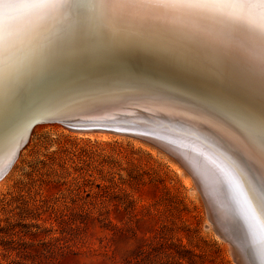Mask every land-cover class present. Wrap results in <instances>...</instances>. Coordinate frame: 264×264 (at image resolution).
Wrapping results in <instances>:
<instances>
[{"label": "snow or ice", "instance_id": "1", "mask_svg": "<svg viewBox=\"0 0 264 264\" xmlns=\"http://www.w3.org/2000/svg\"><path fill=\"white\" fill-rule=\"evenodd\" d=\"M136 50L186 82L139 77L126 59ZM109 81L179 102L215 137L212 162L249 221L252 264H264V0H0L5 144L59 106L107 99Z\"/></svg>", "mask_w": 264, "mask_h": 264}, {"label": "rangeland", "instance_id": "2", "mask_svg": "<svg viewBox=\"0 0 264 264\" xmlns=\"http://www.w3.org/2000/svg\"><path fill=\"white\" fill-rule=\"evenodd\" d=\"M40 125L0 183V264H237L158 144Z\"/></svg>", "mask_w": 264, "mask_h": 264}, {"label": "bare ground", "instance_id": "3", "mask_svg": "<svg viewBox=\"0 0 264 264\" xmlns=\"http://www.w3.org/2000/svg\"><path fill=\"white\" fill-rule=\"evenodd\" d=\"M126 59L139 77L168 80L172 83L186 82L183 77L177 75L172 66L161 64L145 56L142 51H132L127 54ZM102 86L111 92V96L107 99L78 100L75 103L70 102L59 106L53 111L30 120L22 136L17 137L14 144L8 145L0 140V170L14 158L21 140L31 125L26 143L35 127L50 122H38L33 125L38 118L51 117L57 120L75 121L76 123L67 126L80 132L92 131V129L109 130L131 133L149 139L173 155L193 177L206 204L211 224L220 237L228 241L237 264H252L255 252L248 251L251 241L249 221L242 214L241 205L234 197L233 188L221 173L220 168L212 162L213 149L217 147L214 143L215 137L210 136L204 128L200 127L199 122L192 119V114L187 113L179 102H165L158 95L141 89L134 83L120 85L109 81ZM109 120H113L112 123H92L100 121L107 123ZM22 148L18 151V155ZM18 155L14 158L11 167L0 171V183L12 169ZM244 172L249 185L258 190L261 183L259 165L250 161L244 166ZM240 182L243 184L244 178H241ZM256 226L264 227V222L259 217H257Z\"/></svg>", "mask_w": 264, "mask_h": 264}, {"label": "water", "instance_id": "4", "mask_svg": "<svg viewBox=\"0 0 264 264\" xmlns=\"http://www.w3.org/2000/svg\"><path fill=\"white\" fill-rule=\"evenodd\" d=\"M37 120H38V121H35V122L33 123V125L36 124V123H38V122H48V121H50V122H51V121H58V122H61L62 124H65V125L76 123L75 121H71V120H67V121H65V120H57V118H51V117H49V118H48V117L38 118ZM112 121H113V120H109L107 123H105V121L92 122V123H97V124H110V122L112 123ZM31 127H32V125L29 127V129H28L26 135H25V136L23 137V139L21 140L20 145L18 146V149H17V151H16V153H15L14 158L17 156L16 154H18V151H19V150L22 148V146L26 143L27 138H28L29 133H30V130H31ZM22 141H23V143H22ZM12 158H13V157H12ZM14 158L11 159L12 161L9 160V161L7 162V164L5 165V168H3V169H1V170H5L7 167L11 166L12 163H13V161H14ZM1 170H0V171H1Z\"/></svg>", "mask_w": 264, "mask_h": 264}]
</instances>
